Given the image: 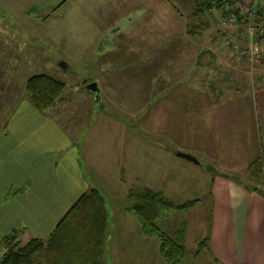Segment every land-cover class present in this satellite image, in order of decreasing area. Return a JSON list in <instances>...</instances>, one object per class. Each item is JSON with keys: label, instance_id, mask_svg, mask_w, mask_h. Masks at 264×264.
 <instances>
[{"label": "crops", "instance_id": "0c3cea01", "mask_svg": "<svg viewBox=\"0 0 264 264\" xmlns=\"http://www.w3.org/2000/svg\"><path fill=\"white\" fill-rule=\"evenodd\" d=\"M190 7L191 0H0V238L14 229L20 245L47 238L70 205L96 188L106 214L104 264H159L157 237L144 235L127 210L130 194L149 189L173 205L190 203L162 208L155 219L162 230L161 214L182 211L184 221L162 231L180 232L185 252L203 251L211 264H264V42L248 72L247 60L230 56L219 41L210 42L213 52L207 48L205 27L188 33L184 15ZM51 28L55 48L63 45L64 30L75 37L85 30L89 53L99 57L101 69L110 65L112 52L120 54L112 62L170 61L179 55L187 61L191 45H197L192 65H202L207 56L205 67L213 68L220 88L211 96L212 86L191 79L190 68L177 79L168 73L169 84L144 92L148 114L138 111L134 121L100 109L80 127L84 133L72 135L48 110L59 104L38 111L24 91L30 75L48 73V66L31 73L30 65L47 61ZM223 64L226 69L218 71ZM158 74L163 77L157 70L152 76ZM256 159L257 183L248 175Z\"/></svg>", "mask_w": 264, "mask_h": 264}, {"label": "trees", "instance_id": "16d2710c", "mask_svg": "<svg viewBox=\"0 0 264 264\" xmlns=\"http://www.w3.org/2000/svg\"><path fill=\"white\" fill-rule=\"evenodd\" d=\"M238 1L191 0L190 16L196 21L194 26L206 27V23L197 21L207 13L218 12L217 22L221 17L233 14L236 17V22L232 24L235 25L234 33L228 35L224 29H220L218 34L226 35L227 38L232 39V43H236L242 48H247L250 44L255 43L259 46L260 54L262 39L259 35L249 38L245 28L248 22L256 27L264 28V11L261 5L258 6L253 2L245 7L235 6ZM240 9L245 11L243 16L238 13ZM253 13L255 15H252ZM253 16H256L257 19H253ZM194 30L193 26L187 29L188 33H193ZM220 42L229 53L231 45L226 46L222 40ZM239 59L244 58L239 57ZM63 88V81L49 73L30 75L24 82L26 98L32 107L38 111L51 107L60 101ZM84 91L89 92L85 88ZM222 175L237 179L235 174L223 173ZM248 175L249 179L256 183L260 181V159L249 164ZM130 197L133 198V202L127 207V210L138 218L143 234L157 237L158 252L165 263L178 264L185 254L181 242V233L178 232L175 236L168 235L156 226L155 219L162 208L180 209L189 206L190 203L173 205L165 201L160 192L149 189H143L135 196L130 194ZM105 224L104 199L96 188H89L70 205L47 238L32 237L20 245L17 241L19 233L17 229L2 236L0 238V264H104L102 237ZM198 245H203V241Z\"/></svg>", "mask_w": 264, "mask_h": 264}, {"label": "rangeland", "instance_id": "374dc122", "mask_svg": "<svg viewBox=\"0 0 264 264\" xmlns=\"http://www.w3.org/2000/svg\"><path fill=\"white\" fill-rule=\"evenodd\" d=\"M252 2L254 4H257L258 6L261 5L262 10L264 11V0H239L235 6L241 5L242 7H245ZM218 15V12L213 11L207 13L203 18L197 21L207 24V26L204 28V30L201 31V33L205 37H203V40L208 42L207 48L210 49L212 45V50L216 44H221L220 40L222 36L218 34V31L220 29H224L226 33L230 35L231 33H234L235 28V25H227L224 28L218 27ZM184 19L189 27L193 26V29H195L196 26H194V22L196 21L193 20L190 15H186L185 13ZM54 30V28L48 29V32H51V34L45 39V42L47 44L44 47L46 49L45 58L47 59V61H45L44 64L40 65H38L37 62L32 61L30 65V71L31 73H37L41 70L43 71V66H48L49 68L46 69V72L51 73L52 76L63 81L64 88L61 93V100L55 103L59 105L55 109L48 110L52 113V115L60 119L61 123L64 124V127H69L70 133L72 135H74V132L84 133L85 126L83 127V130H80V127H82L84 123L89 119H96L101 110L119 114L123 118L126 117L134 121L136 116L138 115V111H144L142 114H148V112L150 111V102L146 105L147 100H145L146 96L144 92L151 91V86L158 87L169 84L167 81L164 82V80L168 79V73L169 75H173L177 79L180 74H185L187 72V69L190 68L192 74L191 79L195 80L196 82H198V79L201 82L206 80L207 85L212 86V89L209 88L210 90H213V94L209 93L211 96H214V93L220 88L219 85L214 84V80H216V73L209 71V69L212 70L213 68L205 67V62L206 60H208L207 56H202V58L200 59V63L202 65H192L191 59L194 55V50H196L197 45H191V51L193 53L190 56L191 59L187 58V61H183L182 58L184 55H179L173 60L171 59L170 61L158 60L153 62H136V60H128L125 63L121 60L112 62V59L117 60V58L120 56L119 53L112 52L107 55L109 57V60H111L110 65L101 69L100 67L102 63L101 60H98L99 57H93L91 52L89 53V46L87 45V42L89 43V41H87L88 38L86 37L88 34L85 33V30H83L82 34H79V37L73 36V32L69 31V29H67V31L64 30L62 33L63 45H58V48H55V44H52L54 42ZM32 32H36L38 34V29L35 28V31ZM217 41H219L220 44ZM210 42L214 43L215 45ZM216 52L219 53L221 51L218 50ZM59 62H63L67 66V68L61 69L58 66ZM246 64L248 67H250L247 71L253 72L256 61L247 60ZM122 65H125L126 69L122 68ZM226 67L227 65L223 64V66L217 68L218 71L222 72V69H226ZM108 68L109 70H111L110 72H107ZM134 68H136V70ZM116 69L118 70L115 73L116 75L112 74L111 72L114 73ZM155 70L162 72L163 77H161L159 74L158 76H152ZM204 73H206V75H204ZM108 74H112V76H106ZM92 81H94L98 87L97 100H95L94 97H92L89 93H86L84 91L85 84ZM174 82L175 81H173L172 83ZM194 83L195 82L193 81V83L191 84V89L194 90V93L198 94L199 87L196 83ZM183 84L185 85V88H188V77L186 82ZM224 84L225 82L223 83V86ZM147 97L149 98V93ZM67 120L69 121L68 126L65 125ZM196 156L199 157L197 153ZM184 217L189 224L190 219L188 218V216L185 215ZM181 221H184L182 211L169 210L166 213L160 215L157 223L162 230L167 231L169 227H174L176 225V222ZM189 227H191V225H189ZM159 264L167 263H164L160 259ZM178 264L211 263L206 257V253L201 251L196 255L185 252L183 259Z\"/></svg>", "mask_w": 264, "mask_h": 264}, {"label": "built area", "instance_id": "2783aa9c", "mask_svg": "<svg viewBox=\"0 0 264 264\" xmlns=\"http://www.w3.org/2000/svg\"><path fill=\"white\" fill-rule=\"evenodd\" d=\"M255 12V10H253ZM240 16H243L245 14L244 9H240L238 11ZM252 15H255L253 13ZM253 19H257L256 16H253ZM236 22V17L233 14H228L226 16H223L219 19L218 27L224 28L227 25H232ZM245 32L249 38H252L255 35H259V37L264 42V28L262 27H256L254 24L248 22L247 26L245 28ZM221 40L224 42L226 46L231 45L229 54L230 56L236 57V58H244L249 61H257L259 58V46L255 43L250 44L247 48L239 47L236 43H232V39L227 38L226 35L222 36Z\"/></svg>", "mask_w": 264, "mask_h": 264}, {"label": "water", "instance_id": "95a60500", "mask_svg": "<svg viewBox=\"0 0 264 264\" xmlns=\"http://www.w3.org/2000/svg\"><path fill=\"white\" fill-rule=\"evenodd\" d=\"M58 66H59L61 69H66V68H67V66H66L63 62H59V63H58ZM85 89H86L87 91L91 92L92 94H94L93 97H94L95 100L98 99V94H97V92H98V87H97V84H96L94 81L85 84ZM176 155L179 156V157L185 158V159H187V160H189V161H192V162H194V163H196V164H198V165H202V164L199 162V160H198L195 156H193V155H191V154H188V153H185V152H181V151H177V152H176ZM202 166H203V165H202Z\"/></svg>", "mask_w": 264, "mask_h": 264}]
</instances>
